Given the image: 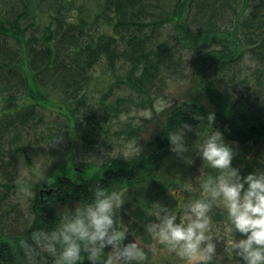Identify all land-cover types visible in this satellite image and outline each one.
Listing matches in <instances>:
<instances>
[{
    "label": "trees",
    "instance_id": "obj_1",
    "mask_svg": "<svg viewBox=\"0 0 264 264\" xmlns=\"http://www.w3.org/2000/svg\"><path fill=\"white\" fill-rule=\"evenodd\" d=\"M254 3L0 0V103L7 104L0 111V203L18 187L12 182L20 157L40 144L31 136L48 123L45 110L57 106L69 119L76 117L87 105L85 93L96 69L103 67L112 77L99 101L103 114L96 129L103 135L137 100L155 110L154 94L168 76L175 75L179 65L183 74L184 63L194 67L192 75L184 72L186 98L162 111V127L152 135L151 151L110 160L92 173L94 177L84 174L86 166L66 163L60 173L40 183L30 201L29 218L11 224L9 215L0 213V264H26L21 241L33 231H55L61 222L58 206L93 203L97 183L106 193L121 195L123 208L131 214L124 224L131 236L141 238L139 245L147 253V260L139 264H151L154 240L144 225L155 221L154 203L180 216L177 191L181 187L186 195L197 191L198 199L202 194L196 184L198 170L218 174L199 156L205 133H222L234 149L232 166L241 176L264 174V11ZM246 58L255 67L244 76ZM113 94L127 95L110 100ZM21 98L29 104L18 108ZM56 122L60 127L66 124ZM185 123L193 130L186 133L188 151L179 158L170 151L169 134ZM130 131L136 138L142 132L138 126ZM210 215L215 222L227 223L222 207H213ZM110 251V246L104 250L102 261ZM43 255L40 264H54ZM77 264H90L87 253H81Z\"/></svg>",
    "mask_w": 264,
    "mask_h": 264
},
{
    "label": "clouds",
    "instance_id": "obj_2",
    "mask_svg": "<svg viewBox=\"0 0 264 264\" xmlns=\"http://www.w3.org/2000/svg\"><path fill=\"white\" fill-rule=\"evenodd\" d=\"M170 106L164 98H157L154 104L157 112ZM140 116L151 120L152 110L144 109ZM192 130L185 123L169 134L170 151L177 157L183 158L188 151L185 136ZM135 151H142L137 144ZM199 156L218 174L200 178L202 194L198 199L185 202L182 193L186 189L177 191L176 199L184 208L180 216L154 203L155 221L144 225L145 231L174 252L183 264H225V260L233 258L236 264H264V174L241 176L240 170L232 166L234 149L224 142L220 131L207 136ZM92 190L93 203L62 213L55 231H33L28 240L21 241L26 264H40L43 254L54 264H77L82 252L87 253L90 264H139L147 260V253L136 240L123 243L127 230L115 218L123 205L121 195L106 193L99 183ZM213 207L225 210L226 224L213 225ZM236 233L244 238L237 239ZM221 242L224 252L218 254ZM109 246L111 251L102 261ZM150 250L153 254L157 251L154 246Z\"/></svg>",
    "mask_w": 264,
    "mask_h": 264
},
{
    "label": "rangeland",
    "instance_id": "obj_3",
    "mask_svg": "<svg viewBox=\"0 0 264 264\" xmlns=\"http://www.w3.org/2000/svg\"><path fill=\"white\" fill-rule=\"evenodd\" d=\"M255 1L256 3H254V5H262L261 10L264 11V0ZM254 5L253 8L255 7ZM187 63L183 64L186 66H184L185 69L183 74L180 72L182 65H179L178 72H176L175 75L168 76V80L163 88L156 93L152 91V93H155L153 98L154 104L157 98L169 100L171 105L186 98L185 95L189 89V85L184 78V72H188V74L192 75L191 72H193L194 69V67L191 68L189 64V66H187ZM243 66V74L246 76L249 74L250 67L254 68L255 64L252 60L246 58ZM111 78L110 73L105 72L103 67L96 69L94 78L90 82L85 93L87 97V105L85 107H80V110L76 113V117H71V119H69L65 114L67 111L59 110L57 106L45 110L48 123L41 128V131L37 135L40 137H37L36 135L31 136V139L33 140L38 139L40 144L38 146L34 145V149L32 150L31 148L28 151V156L22 155L20 157L16 168L17 176L15 181L12 182L17 184L18 187L11 191V194L6 197V201L0 203V213L4 212L5 214H8L9 217L7 220L11 224L14 223V220H16V222H21L25 218H29L28 210L30 201L36 196L40 183L49 176L60 173V167L65 166L66 163H73L76 167L78 166L82 168L86 166L84 174L93 175L92 173L95 172L97 168L110 160L130 158L143 154L144 151L147 152V150H152V135L162 127L163 116L161 114L162 111L157 112L156 109L152 110L151 120H145L140 116L142 110L149 109L147 103L140 104L138 100L134 102L130 112L121 115L114 123H111L106 127L105 132L107 133H103V135L105 134V138H102L103 135L97 131L96 122L101 114H103L99 101L102 99V96L106 91L105 87H108L109 83L112 81ZM239 87H242V83L239 84ZM122 95L127 94H113L109 99L115 100L117 96ZM56 98H58V96ZM52 102L55 104L59 103L55 98L52 99ZM16 103V107L20 108L29 104V101L27 98H21L16 101ZM6 105L7 104L4 102L0 103V111ZM58 119L60 122L59 124H61L62 121L66 122V124L61 127L58 125L56 126V123L58 124L56 120ZM129 125H131V127L138 126V128L142 130L139 138H136L132 134ZM65 132L70 134V137L66 136ZM86 135L91 137V140H86ZM204 135L205 138H207L210 133H205ZM54 139L58 142L54 143ZM136 144L137 147L142 150L140 153L135 151ZM93 163L95 165L97 164L96 167L88 166ZM207 176L208 175L204 170L199 169L196 184L199 183L201 177ZM92 177H94V175ZM195 194L197 195V191H194L189 195L182 193L184 201L194 199ZM77 205L78 204L72 202L70 205L58 206L57 208L62 215V213L74 210ZM182 211L184 212L183 207ZM16 215L18 218L15 219L14 217ZM130 217V211L123 208V205H121L116 212L115 218L116 221H120L121 226L127 230L126 238L123 243L127 244L135 242L136 240L141 244V238L131 236L128 232V226L124 224ZM212 222L213 225L226 224V222H215L213 219ZM159 245L160 244L154 240L152 247H156L157 251L149 258V263L183 264L174 252L170 251L166 246L162 248L159 247ZM223 252L224 244L221 242L217 246V253L222 254ZM225 264H236L235 258L225 260Z\"/></svg>",
    "mask_w": 264,
    "mask_h": 264
}]
</instances>
